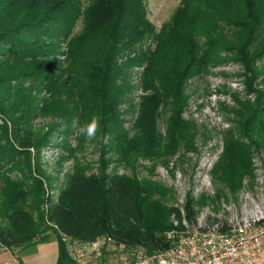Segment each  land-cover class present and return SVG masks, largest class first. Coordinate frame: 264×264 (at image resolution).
<instances>
[{
    "label": "rangeland",
    "instance_id": "obj_1",
    "mask_svg": "<svg viewBox=\"0 0 264 264\" xmlns=\"http://www.w3.org/2000/svg\"><path fill=\"white\" fill-rule=\"evenodd\" d=\"M83 1L85 5L89 2ZM180 1L144 0L146 17L156 32L169 20ZM81 21L79 18L74 22L71 36L82 29ZM215 28L213 34L224 38L228 45L237 46L243 40L237 28L222 24ZM252 39L249 52L257 51L264 43V36ZM141 44L143 52L154 47L150 38H145ZM25 48L36 51V58L13 57L0 63V76L7 80V84L0 86V109L4 111V114L0 112L1 225L16 210L36 221L45 209L42 202L47 198L56 201L74 171L80 168L86 175H97L101 162H107L108 173L164 187L168 191L163 198L166 207H183L190 199L197 213L208 209L216 215L221 203H238L246 191L264 197V134L241 136L239 129L257 106L264 110V57L250 66L249 82L233 53L217 56L215 63L202 73L185 80L180 89L179 119L183 122L182 131L187 129L189 133L183 132L185 141L191 138L192 151L182 141L173 145L168 138L174 106L166 96L157 108L154 122L158 152L155 150L150 156L141 152L132 154L125 147L122 153L104 155L102 137L97 133L92 139L78 135L73 124V121L86 124L94 114L84 106L81 92L88 82L84 75L92 72L89 67L94 53L100 50L98 44L82 54V58L70 61L64 40L41 39ZM137 50L138 44L123 51L122 60L117 63L121 72L115 79L117 91L120 90L116 102L117 131L128 143L141 137L144 131L143 125L138 124L140 107L143 99L151 96L143 84L145 65L131 60ZM154 81L157 83L158 79ZM261 115L263 120L264 112ZM20 117L22 124L17 132L7 120ZM24 140L32 147L22 148ZM234 143L248 148L249 152L243 153L245 157L234 150ZM239 159L245 163L243 168L238 167ZM28 191L17 206L12 205L4 212L3 200ZM11 193L12 196L5 197ZM147 216L162 218L166 213L149 212ZM115 246L112 250L124 249L120 254L114 252L121 264L122 259L123 262L131 260L129 253L133 248ZM75 251L73 248L77 256Z\"/></svg>",
    "mask_w": 264,
    "mask_h": 264
},
{
    "label": "trees",
    "instance_id": "obj_2",
    "mask_svg": "<svg viewBox=\"0 0 264 264\" xmlns=\"http://www.w3.org/2000/svg\"><path fill=\"white\" fill-rule=\"evenodd\" d=\"M0 8H4L0 9V63L13 57L36 58L38 53L25 47L41 39L64 40L69 61L82 58V54L98 44L100 50L94 53L89 67L92 72L84 75L88 82L82 86L81 93L84 106L94 112L92 117L99 118L97 134L103 139L104 155L122 153L125 147L132 154L141 152L150 156L157 151L154 122L157 108L166 96L174 106L168 138L173 145L182 141L192 151L191 138L185 141L183 134L189 133L187 129L182 131L183 122L179 119L180 89L185 80L202 73L215 63L217 56L233 53L249 82L250 66L264 57V43L257 51L249 52L252 38L264 36V0H181L157 32L146 17L144 0H89L87 5L83 0H2ZM79 18L83 27L71 36L72 26ZM220 24L239 29L242 42L237 46L228 45L224 38L215 36L214 29ZM145 38L153 40L154 47L143 52L140 48ZM137 44L139 50L131 60L145 65L143 84L151 96L144 98L140 107L138 124L143 125L144 131L141 137L128 143L117 131L116 102L120 90L117 91L115 79L121 72L117 63L122 60L123 51ZM5 84L6 77L0 76V86ZM0 112L4 111L0 109ZM263 112L258 106L250 112L239 127L241 136L264 134ZM7 121L19 132L21 117ZM27 141L24 140L22 148L32 147ZM234 150L243 157L244 151L249 152L237 143ZM238 163V167H244L243 160L239 159ZM107 166V162H101L97 175H86L80 168L74 171L56 201L47 198L42 202L45 209L36 221L19 210L13 211L5 224H0V245L20 247L53 237L58 246L56 264H81L83 246L100 236L110 237L115 244L129 248H143L148 253L166 249L169 242L165 232L171 228L170 217L172 214L180 217L177 208L164 206L163 198L168 191L153 183L108 173ZM28 193L6 194L5 197H12L2 201L4 212L12 205L17 206ZM183 209L187 220L192 221L195 211L190 199ZM149 212L166 213V216L151 219L147 216ZM45 231L48 235H41ZM71 242L78 247L77 256L71 252Z\"/></svg>",
    "mask_w": 264,
    "mask_h": 264
},
{
    "label": "built area",
    "instance_id": "obj_3",
    "mask_svg": "<svg viewBox=\"0 0 264 264\" xmlns=\"http://www.w3.org/2000/svg\"><path fill=\"white\" fill-rule=\"evenodd\" d=\"M261 196L246 191L238 203H221L216 215L208 209L195 211L192 221L187 220L183 207H175L180 217L171 215V228L165 232L169 246L154 253L135 248L129 253L131 260L124 259L125 263L264 264V197ZM115 247L113 239L100 236L83 246L82 255L98 259L105 249ZM115 251L120 254L124 249L117 247Z\"/></svg>",
    "mask_w": 264,
    "mask_h": 264
},
{
    "label": "crops",
    "instance_id": "obj_4",
    "mask_svg": "<svg viewBox=\"0 0 264 264\" xmlns=\"http://www.w3.org/2000/svg\"><path fill=\"white\" fill-rule=\"evenodd\" d=\"M77 250V245L71 242L70 249ZM115 250H104L100 258L84 256L80 258L81 264H121L117 260ZM116 254H119L116 252ZM73 255V254H72ZM58 246L54 238L45 242L32 243L20 247L0 248V264H56ZM90 257V258H89ZM122 264H127L121 260Z\"/></svg>",
    "mask_w": 264,
    "mask_h": 264
},
{
    "label": "clouds",
    "instance_id": "obj_5",
    "mask_svg": "<svg viewBox=\"0 0 264 264\" xmlns=\"http://www.w3.org/2000/svg\"><path fill=\"white\" fill-rule=\"evenodd\" d=\"M73 124L77 128V134L85 136L87 139L94 138L100 127L99 118L96 116H93L90 122L86 124L80 125L78 121H73ZM105 142H107V138L105 139Z\"/></svg>",
    "mask_w": 264,
    "mask_h": 264
}]
</instances>
